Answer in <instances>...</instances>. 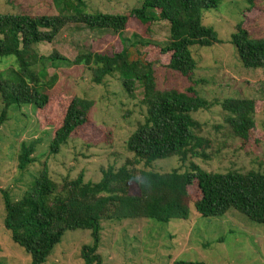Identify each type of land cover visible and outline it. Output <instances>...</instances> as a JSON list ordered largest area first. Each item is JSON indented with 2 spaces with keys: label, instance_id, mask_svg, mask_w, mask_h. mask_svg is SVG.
Segmentation results:
<instances>
[{
  "label": "trees",
  "instance_id": "trees-1",
  "mask_svg": "<svg viewBox=\"0 0 264 264\" xmlns=\"http://www.w3.org/2000/svg\"><path fill=\"white\" fill-rule=\"evenodd\" d=\"M10 5V0H6ZM221 0H143L128 13L87 11L85 0H52L56 14L30 15L0 13V64L11 63L5 79L0 73V126L6 121L11 107L30 105L38 111L48 108L47 89L58 76L49 75L47 67L83 66L97 85L115 78L129 100L140 90L136 106L144 110L142 122L125 141V151L131 154L118 168H101L97 182L85 181L80 172L74 179L64 178L59 187L50 178L46 166L24 192L20 200L12 201L3 191L4 228L14 244L30 256V264H44L54 246L66 231L87 230L91 243L84 245L80 256L85 264H105L98 253L102 220H151L168 224L186 221L193 208L204 219L222 218L235 212L254 224L264 225V172H208L193 159L210 158L211 140L201 135L203 124L193 113L208 110L212 104L198 95L193 86L186 92L157 88L156 61H147L145 48L159 47L161 54L170 53L167 68L193 82L196 62L190 48L210 47L220 43L217 34L201 23L202 13L216 10ZM258 1L246 0L247 12ZM146 26L151 32L154 24L168 25V41L158 45L135 34L130 45L122 34L129 19ZM242 21V20H241ZM240 21L229 43L246 69L264 70V37L253 38ZM107 32L118 36L123 44L118 53L80 51L69 60L57 52L40 55L37 47L52 43L67 26ZM11 58V59H9ZM94 102L73 97L66 105L61 126H57L49 143V153L57 154L70 135L87 122ZM225 113L223 122L235 139L246 142L255 128V102L247 98H225L219 103ZM37 111V112H38ZM49 111V110H46ZM47 119L50 117L41 116ZM37 138L28 145L22 143L17 167L23 170L33 162L32 155L40 144ZM175 157L186 167L182 172L145 170L153 162ZM187 163L188 165H185ZM143 165V169L136 166ZM134 172L138 174L134 175ZM196 184L200 198L190 201L187 187ZM138 187L137 195H129V187ZM105 193V195H103ZM172 264H210L202 261L175 260Z\"/></svg>",
  "mask_w": 264,
  "mask_h": 264
},
{
  "label": "rangeland",
  "instance_id": "rangeland-1",
  "mask_svg": "<svg viewBox=\"0 0 264 264\" xmlns=\"http://www.w3.org/2000/svg\"><path fill=\"white\" fill-rule=\"evenodd\" d=\"M143 0H85L87 11L103 13H128L139 7ZM0 0V13L16 12L30 15L56 14L52 0ZM246 0H221L216 10L202 13L201 23L211 28L220 43L210 47H191L196 62L193 82L169 70L170 53L161 54L159 47L137 44L147 61H156V85L161 90L186 92L193 86L199 96L209 102L217 101L208 110H200L192 117L203 124L201 135L210 139V158L193 159L208 172L225 173L264 172V70L246 69L238 60L234 47L229 43L234 28L240 21L253 38L264 37V3L258 1L247 12ZM141 38L165 45L168 41V25L156 23L151 32L146 26L129 19L122 36L130 45ZM123 44L118 36L85 29L81 26L65 27L52 43L37 47L40 55L52 52L72 60L80 51L94 53H118ZM11 59V58H9ZM11 63L1 62L0 73H7ZM54 68L48 65L49 75L58 76L51 89L46 90L48 108L38 111L30 105L20 109L11 107L6 121L0 126V264H30V256L14 244L3 224L5 212L3 191L12 201L20 200L36 177L46 166L51 180L62 185L64 178L74 179L80 172L85 181L97 182L101 168H118L131 158L125 151V141L142 122L144 110L136 106L141 99L140 90L135 99L129 100L115 78L105 79L103 84L92 82L90 72L83 66ZM73 97L92 100L87 122L78 127L57 154L49 153V143L55 127L61 126L65 107ZM225 98H247L255 102V128L243 142L228 134L223 122L225 113L219 103ZM1 111V100H0ZM38 111V112H37ZM50 117L47 119L39 116ZM41 139L32 155L33 162L19 170L18 155L22 143L28 145ZM185 165H188L185 163ZM143 165L136 169H143ZM175 158L157 160L145 170L170 172L185 170ZM134 175L138 172H134ZM190 201L200 198L196 184L187 187ZM138 187L131 184L129 195H137ZM105 195V193L103 194ZM102 220V234L98 253L105 264H172L175 260L202 261L210 264H264V225L254 224L235 212L222 218L197 216L192 208L186 221L168 224L151 220L129 219ZM91 243L87 230L66 231L44 264H85L80 253L84 245Z\"/></svg>",
  "mask_w": 264,
  "mask_h": 264
}]
</instances>
